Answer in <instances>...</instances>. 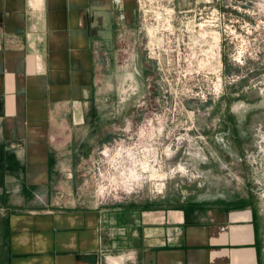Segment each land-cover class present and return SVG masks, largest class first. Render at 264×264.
I'll return each instance as SVG.
<instances>
[{
  "label": "crops",
  "instance_id": "0c3cea01",
  "mask_svg": "<svg viewBox=\"0 0 264 264\" xmlns=\"http://www.w3.org/2000/svg\"><path fill=\"white\" fill-rule=\"evenodd\" d=\"M137 12L0 0V264H264V207L109 208L82 192L77 168L129 112L122 84L148 69L139 50L116 64Z\"/></svg>",
  "mask_w": 264,
  "mask_h": 264
},
{
  "label": "rangeland",
  "instance_id": "374dc122",
  "mask_svg": "<svg viewBox=\"0 0 264 264\" xmlns=\"http://www.w3.org/2000/svg\"><path fill=\"white\" fill-rule=\"evenodd\" d=\"M136 8L141 32L135 44L122 38L116 64L128 72L139 50L148 69L139 88L122 84L129 112L77 168L82 192L109 208L261 209L264 0Z\"/></svg>",
  "mask_w": 264,
  "mask_h": 264
}]
</instances>
